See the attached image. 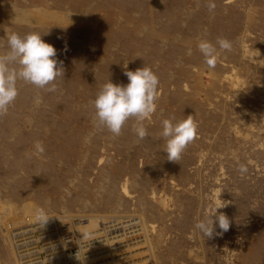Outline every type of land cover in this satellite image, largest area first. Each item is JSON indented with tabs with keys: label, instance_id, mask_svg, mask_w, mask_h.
<instances>
[{
	"label": "rangeland",
	"instance_id": "374dc122",
	"mask_svg": "<svg viewBox=\"0 0 264 264\" xmlns=\"http://www.w3.org/2000/svg\"><path fill=\"white\" fill-rule=\"evenodd\" d=\"M6 31L40 33L63 75L55 91L19 80L0 116V264L19 256L4 225L38 207L126 222L114 261L121 247L147 264H264V0H0V54ZM217 37L233 46L209 68L198 43ZM144 66L159 79L148 135L134 119L119 136L96 128L101 86ZM188 115L196 136L168 161L162 120ZM217 208L230 228L208 238L194 225Z\"/></svg>",
	"mask_w": 264,
	"mask_h": 264
},
{
	"label": "clouds",
	"instance_id": "9594fccd",
	"mask_svg": "<svg viewBox=\"0 0 264 264\" xmlns=\"http://www.w3.org/2000/svg\"><path fill=\"white\" fill-rule=\"evenodd\" d=\"M207 7L211 12L215 4L210 2ZM6 38L7 51L0 54V116L7 113L9 105L17 97L19 80L40 89L55 91V80L63 75L62 62L55 58L56 48L45 42L40 33L29 32L20 35L6 31ZM217 46L221 50L231 51L233 45L223 37H217L214 43L207 39H201L198 43L204 63L209 68L215 66ZM124 67L127 69V65ZM124 74L128 78L127 84L118 85L109 80L101 86L91 102L94 108V126L98 129L106 128L114 136H119L123 126L130 119H134L133 131L138 139L143 140L148 135L143 121L156 111L159 79L147 66L135 71L126 70ZM36 103H40L39 99ZM173 121L174 117L162 120L160 136L165 141L163 151L167 153V160L178 162L186 146L195 138L197 126L191 115L186 119ZM35 148L37 154L44 152L40 142L35 144ZM239 171L244 173L247 169L240 165ZM218 209L210 218L205 217L194 225L208 238L213 236L217 224L222 232H227L230 228L229 218L223 213H218ZM34 215L39 227H45L49 221L46 211L38 207Z\"/></svg>",
	"mask_w": 264,
	"mask_h": 264
},
{
	"label": "built area",
	"instance_id": "2783aa9c",
	"mask_svg": "<svg viewBox=\"0 0 264 264\" xmlns=\"http://www.w3.org/2000/svg\"><path fill=\"white\" fill-rule=\"evenodd\" d=\"M40 228L35 215L8 220L3 231L18 253L17 264H147L145 261H124L120 247L118 261L112 250L120 246L126 222L111 225L113 218L102 217L89 223L86 216L66 217L55 222L53 215ZM117 242V243H116ZM118 250V249H116Z\"/></svg>",
	"mask_w": 264,
	"mask_h": 264
},
{
	"label": "bare ground",
	"instance_id": "6f19581e",
	"mask_svg": "<svg viewBox=\"0 0 264 264\" xmlns=\"http://www.w3.org/2000/svg\"><path fill=\"white\" fill-rule=\"evenodd\" d=\"M12 246V245H11ZM18 255V254H17Z\"/></svg>",
	"mask_w": 264,
	"mask_h": 264
}]
</instances>
